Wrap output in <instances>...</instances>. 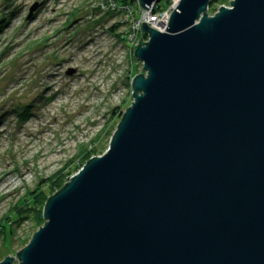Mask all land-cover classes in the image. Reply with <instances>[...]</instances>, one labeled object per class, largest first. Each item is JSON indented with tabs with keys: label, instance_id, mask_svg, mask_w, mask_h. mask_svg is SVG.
Segmentation results:
<instances>
[{
	"label": "water",
	"instance_id": "water-1",
	"mask_svg": "<svg viewBox=\"0 0 264 264\" xmlns=\"http://www.w3.org/2000/svg\"><path fill=\"white\" fill-rule=\"evenodd\" d=\"M210 2L141 23L144 72L107 149L0 264H264V0Z\"/></svg>",
	"mask_w": 264,
	"mask_h": 264
},
{
	"label": "rangeland",
	"instance_id": "rangeland-1",
	"mask_svg": "<svg viewBox=\"0 0 264 264\" xmlns=\"http://www.w3.org/2000/svg\"><path fill=\"white\" fill-rule=\"evenodd\" d=\"M107 5L0 0V261L15 257L40 227L26 212L30 194L55 193L47 182L56 176L67 182L86 150L90 158L101 155L115 115L133 100L132 77L144 70L131 45L109 31L119 15H106ZM116 30L126 33L124 26ZM26 105L30 115L19 118L14 109Z\"/></svg>",
	"mask_w": 264,
	"mask_h": 264
},
{
	"label": "trees",
	"instance_id": "trees-1",
	"mask_svg": "<svg viewBox=\"0 0 264 264\" xmlns=\"http://www.w3.org/2000/svg\"><path fill=\"white\" fill-rule=\"evenodd\" d=\"M111 1L113 3H116V5H118V6H122V5H134V0H111ZM171 3H172V0H160L154 6L155 7V11L162 10V9H166L167 7L170 6ZM224 3H225L224 0H211V2L209 4V7H208L209 13L214 14V12L219 8V6L222 5V4H224ZM105 13H106V15H113V14H117L118 15L121 12L120 11L117 12L114 9H110L109 8V9L106 10ZM121 25H122V23L115 22V23H113L110 26V29H109V31L113 32L114 35H116V38H118L119 40L122 38V32H118L116 29H118ZM142 37L143 38H146V35H142ZM14 110L17 113L18 117L19 118H22V119L23 118L25 119L26 117H28L30 115V110H29V107L27 105L26 106H22V107H18V108L14 109ZM122 113L123 112L121 111V113L116 114L115 117H117L118 120H119L121 118V116H122ZM110 132L108 133L109 135L111 134ZM96 143L97 142L94 143V146L96 145ZM91 152H92L91 149L86 150V152L84 153V160L85 161L84 160L83 161H80L79 160V162H78L81 166H83V164L86 161L89 160L90 156L92 155ZM67 178H69V177H67ZM66 180L63 179L62 177L56 176V177H54V179H50L47 182V184L45 185V188L47 186H49V185H52L54 191H56V189H59V188H61L63 186V184H64V182H66ZM38 192L31 193L30 196H29V198H31V199L30 200L27 199L25 201L24 205L26 204L27 205V208H29V210L26 211L27 213H31V212L33 213L34 212L33 213L34 215H32V216H33L35 222L38 224V227H39L44 222L43 217H42L43 207H44V204H45V200H47V198H48L49 195H45L44 193H42V196H40V194H38ZM39 196H40V198H39ZM41 200H43L42 203H40ZM36 203H39V206L35 205ZM36 207H38V208H36ZM15 212L16 211H14V213ZM11 213H13V212H11ZM15 214H17V213H15ZM6 222L7 223L4 224V225H5V227H7L8 231H9L8 234L13 235L14 233H13V231L11 229V225H10L11 224V220L10 219H6ZM2 232H4V231H2ZM28 241H29V239H26V241L24 243H22L23 244L22 246H24Z\"/></svg>",
	"mask_w": 264,
	"mask_h": 264
},
{
	"label": "built area",
	"instance_id": "built-area-1",
	"mask_svg": "<svg viewBox=\"0 0 264 264\" xmlns=\"http://www.w3.org/2000/svg\"><path fill=\"white\" fill-rule=\"evenodd\" d=\"M178 3V0H172V3L166 9L155 11V4L150 5L148 9L140 8V3L138 0H134V5H122L118 6L116 3H113L109 0V6L107 5L106 9H114L119 13V19L117 22L122 23L121 26L126 27V33L122 34V38L119 40L121 42L129 43L132 51L130 53L134 57V49L135 45L138 44V41L141 39L146 42L148 41V35L146 38H143L140 30V26L142 22H146L151 28L157 29L159 31H164L167 23L169 21V16L171 14L172 9ZM120 26V27H121ZM118 39V38H116ZM129 47V48H130Z\"/></svg>",
	"mask_w": 264,
	"mask_h": 264
}]
</instances>
